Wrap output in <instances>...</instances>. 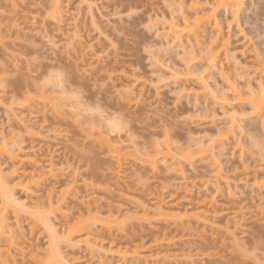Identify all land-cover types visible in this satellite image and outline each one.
I'll list each match as a JSON object with an SVG mask.
<instances>
[{"label": "rangeland", "instance_id": "rangeland-1", "mask_svg": "<svg viewBox=\"0 0 264 264\" xmlns=\"http://www.w3.org/2000/svg\"><path fill=\"white\" fill-rule=\"evenodd\" d=\"M62 1L65 10L59 21L51 13V0H0V121L8 108L14 113V138L34 144L38 159L50 154L55 163L52 172L14 187L15 196L27 201L20 207L19 224L25 240L18 238L16 244L25 255H16L15 264H45L41 260L48 248L67 258L59 264H264V187L257 190L249 178L254 172L264 179V165L257 149V154L247 153L251 149L246 138L259 122L250 116L246 102L225 91L233 105L244 108L239 113L245 117L235 134L239 146L219 157V184L214 172L201 173L185 163L183 174L190 186L185 193L162 158L155 168L140 162L151 140L171 141L182 151L212 144L216 129L224 126L225 106L209 89H220L224 75L237 83L247 77L264 83V60L251 61L257 52L258 59L264 58V0H240L230 41L240 51L244 38L250 46L244 54L236 53V59L235 54L227 60L219 51L218 68L202 58L210 27L196 42L170 36L182 28L181 15L190 0ZM172 21L176 25L163 35ZM219 49L215 46L213 52ZM241 60L247 62L244 70L235 64ZM202 71L209 74L203 80L209 89L197 80ZM205 103L215 114L213 121L199 110ZM0 155L6 174L10 161ZM23 163L26 173L35 171L31 160ZM71 177L75 181L69 183ZM49 187L53 200L64 201L59 207L53 202L55 211L47 216L53 224L59 221L57 231H47L41 223L31 229L35 204L46 200ZM209 193L217 214L209 225L178 218L183 207H188V216L195 215L201 209L197 201ZM156 196L174 206L163 210L165 216L153 212ZM138 204L150 208L147 218ZM79 221L85 229L76 232L70 249L61 231ZM87 234L89 244L99 248L100 242L108 258L100 261L96 253L90 257L86 243L78 242Z\"/></svg>", "mask_w": 264, "mask_h": 264}, {"label": "bare ground", "instance_id": "bare-ground-1", "mask_svg": "<svg viewBox=\"0 0 264 264\" xmlns=\"http://www.w3.org/2000/svg\"><path fill=\"white\" fill-rule=\"evenodd\" d=\"M182 1V0H181ZM63 1L62 0H51V13L53 14L54 18H57L59 21H62L64 15L63 11ZM243 2L240 0H190L187 13H183L181 15L180 22L182 24V28L179 30H176L173 32L172 35H170L172 38L178 37V40L180 41L182 36L184 35L187 42L190 43L191 41H199V37L203 36V32L207 27L211 28V35L210 40L206 46L205 49V56L204 58L208 65L213 68H218L219 65L218 60V53L219 51L223 52L224 57L227 58L230 56L235 55L236 53L244 54L245 49L250 46V42L247 38H244L240 46H243V48L238 50V47L231 44L230 37H231V31L230 29L235 25L237 20V14L239 10V6L242 5ZM63 9V10H62ZM230 11V12H229ZM228 12L230 14H228ZM222 13L224 15L223 20L219 18V14ZM230 15V16H229ZM232 15V16H231ZM229 16L231 19H229ZM208 23V24H206ZM176 25L175 22H171L167 28V31H162L163 35L169 34L170 29L173 28ZM224 25V26H223ZM237 26V25H236ZM226 29V30H225ZM170 30V31H169ZM244 35L242 34V38ZM263 43V42H262ZM191 45V44H190ZM215 46H219V50L217 52H213V49ZM246 47V48H245ZM221 52V53H222ZM260 53V52H259ZM258 52L252 54V58L254 62L264 60L263 57H259L258 59ZM235 55L233 58L236 59L238 55ZM230 55V56H229ZM263 58V59H262ZM245 59V58H243ZM243 62V63H242ZM237 63V67L243 69V64L247 63L244 60H241ZM222 71V69L220 68ZM244 73H247L246 71H243ZM264 72V71H263ZM205 71L201 72L199 75H197V80L200 81L201 85L205 89H209V86L211 85L207 83L204 78ZM209 76V74H206ZM205 75V76H206ZM224 80H222V87L215 88V90L209 89L208 93L213 94L218 93L220 91V95L213 96L219 97L222 102V106H225L223 108V114L225 118L224 126L221 128L216 129V138L212 139V144L207 146L200 145L195 150L193 149H187V151H182L179 146H173L171 141L166 140L165 142L160 141H149L148 146H145V154L141 153L143 156H141L140 162L142 161L143 164H148V166H151L152 168H155L156 161H158V157L162 158L163 162L166 163V167L170 170V172L178 175L179 178V184L182 186V188L185 189V193H189V184L186 181V176L183 174V164H188L192 168L199 167L198 170H200L201 173H203L205 170L209 169L210 171L214 172L215 174V183H218L219 178L221 177V167L219 164V157L221 155H225L230 150L231 146L232 149H236L239 146V140L235 136L237 129L241 128L240 122L245 117L240 111L244 109L243 107H236L233 105L228 99L230 95L225 93L226 90L231 91L232 99L236 101H244L248 104L247 110L250 113V116H253V118L258 119V127L255 128V132L251 131L250 134H248V137L246 138L248 141V149L251 151L247 152L248 155L255 154L256 151L253 150L254 148L257 149V153L261 155L263 158V165H264V83L261 81L254 82V77H247L245 78L241 83H237L236 80H232L231 77H228L224 75ZM1 80V79H0ZM58 83V81H57ZM217 84L216 82H212ZM211 83V84H212ZM214 85V86H215ZM213 86V84H212ZM129 86L126 87L125 92ZM216 87V86H215ZM130 91V90H129ZM129 91L126 92V96L128 97ZM212 92V93H211ZM198 98L197 96L193 97L194 104L197 102ZM214 100H211V103ZM210 108H208V104L205 103L203 107H199V110L203 112V114H206L207 117L210 116V120H214L215 114L208 112ZM209 114H208V113ZM211 113V114H210ZM213 115V116H212ZM4 116L5 120L0 121V154H3L6 156V159L10 161L9 165L10 168L8 169L9 172L2 173L0 168V233L1 237H3V240L0 241V264L5 263H14L15 264V256L16 255H22L24 256V250H21L20 248H16L17 239L19 238V241L21 240L22 243L24 242L25 233L22 228H20V217L23 213V209L20 207H25L27 205V201L24 202L25 199L20 200L21 198H18V196H15V193L13 192L14 187L17 184H21L24 179L31 177L34 178L35 176H45L47 173H50L53 171L54 166V160L52 155H48L46 157L40 158L37 156L36 151L34 149V144L25 142L24 139H16L15 133L12 131V117H14V113H10L8 108H4ZM4 124H6L7 130L4 127ZM147 147V148H146ZM216 149V150H215ZM252 151H255L252 152ZM256 153V154H257ZM1 156V155H0ZM25 160H31L32 164L30 165L32 170H35L32 173H26L24 169L26 168V164L23 162ZM142 164V166H144ZM8 165V166H9ZM27 165V167L29 166ZM23 168V171L21 170ZM29 168V167H28ZM3 169V168H2ZM27 169V168H26ZM259 170L261 168H258ZM7 170V171H8ZM258 170V171H259ZM117 172H115L116 174ZM249 173V172H248ZM247 173V174H248ZM74 176V174H72ZM249 176V175H247ZM253 181V187L257 190L261 191V187H264V179L263 177H260L257 175V173H252L251 177H249ZM17 180L15 183L11 184V181ZM69 183L71 181H75L74 177H71L69 179ZM27 187V186H26ZM52 187H49L46 192V200L41 202H36L34 211L37 214L36 216L32 217L30 219L29 224L31 223L32 226L29 228H33L36 223H41L45 229L48 230H56L57 223H59L58 220L55 219L56 224H53L50 220L49 214L53 213L55 210L53 208V202L57 204V207L61 206L64 201L59 200H53V193L50 192ZM53 189V188H52ZM217 188H214L213 192L216 191ZM261 189V190H260ZM263 192V191H261ZM52 193V194H51ZM262 194V193H261ZM264 200V199H262ZM260 200V202L262 201ZM83 203V202H82ZM215 199L212 193L205 195L203 198L199 199L197 201V206L201 209L196 212L193 216L187 215V208L183 207V214H177L178 218L181 220L187 221V223L192 220L191 218H195L197 222H199L203 226L209 225V221L216 219V208L214 207ZM154 213L160 216H165L166 214L163 212V210L167 207L174 208V206L166 205L164 198L162 196H156L152 202ZM256 206V205H255ZM47 207L49 209L48 212H45L42 210V208ZM138 207L140 210L143 211L144 215L142 217L147 218V214L150 213V208L146 205L138 204ZM12 210L13 213V220L9 221L8 213L10 210ZM261 207L257 204V210H260ZM9 211V212H8ZM215 212V214L213 213ZM213 213V214H212ZM10 216V215H9ZM48 216V217H47ZM11 222V223H8ZM83 221H79L73 225H69L66 227L67 229H63L61 231V236L65 241L66 247L72 249L75 244L72 243V240L75 235L79 234L81 230V225L83 224ZM211 225V224H210ZM236 227V224L234 225ZM17 230H14V229ZM20 228V229H18ZM30 229V230H31ZM22 230V231H20ZM49 231V232H50ZM23 232V233H22ZM77 232V234H76ZM7 234V235H6ZM24 235V236H23ZM233 237V236H232ZM21 238V239H20ZM24 239V240H22ZM91 237L89 234L85 235L82 239L79 238L78 242H84L86 243L85 250L88 251L87 253L91 254L90 257H93L92 255L97 254V258L102 261L104 258H108L109 256L106 255V251H102V244L98 242V240H93L95 244H99L101 246L96 247L95 245L89 244ZM20 241V242H21ZM25 243H27L25 241ZM25 246H27L25 244ZM112 246V244L110 245ZM19 247V246H17ZM45 258L41 260V262H45V264H53L56 262L59 264L61 261H66L67 259L60 251L54 249V248H48ZM51 249V250H50ZM34 250V249H33ZM32 250V252H33ZM56 250V251H55ZM36 251V250H35ZM75 252L76 250H72ZM78 251V250H77ZM40 253L41 251H36ZM96 253V254H94ZM106 257H105V256ZM24 258V257H22ZM30 260L33 259L35 263H40L38 259L30 257ZM146 260V259H145ZM74 261V259H73ZM77 262V260H76ZM104 262V261H103ZM138 262V261H137ZM146 262V261H145ZM82 263V262H81Z\"/></svg>", "mask_w": 264, "mask_h": 264}]
</instances>
